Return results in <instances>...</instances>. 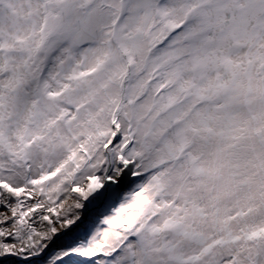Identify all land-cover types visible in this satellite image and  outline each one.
Here are the masks:
<instances>
[{"label": "snow or ice", "instance_id": "snow-or-ice-1", "mask_svg": "<svg viewBox=\"0 0 264 264\" xmlns=\"http://www.w3.org/2000/svg\"><path fill=\"white\" fill-rule=\"evenodd\" d=\"M0 264H264V0H0Z\"/></svg>", "mask_w": 264, "mask_h": 264}]
</instances>
